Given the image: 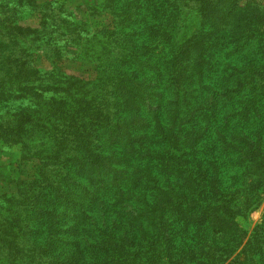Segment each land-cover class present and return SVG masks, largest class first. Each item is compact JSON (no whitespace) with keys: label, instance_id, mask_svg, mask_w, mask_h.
Listing matches in <instances>:
<instances>
[{"label":"trees","instance_id":"trees-1","mask_svg":"<svg viewBox=\"0 0 264 264\" xmlns=\"http://www.w3.org/2000/svg\"><path fill=\"white\" fill-rule=\"evenodd\" d=\"M241 1L111 0L114 29L84 43L56 1H0V142L20 169L0 264H264V215L246 242L241 226L264 194V3ZM76 46L95 76L35 65Z\"/></svg>","mask_w":264,"mask_h":264},{"label":"rangeland","instance_id":"rangeland-1","mask_svg":"<svg viewBox=\"0 0 264 264\" xmlns=\"http://www.w3.org/2000/svg\"><path fill=\"white\" fill-rule=\"evenodd\" d=\"M1 1V0H0ZM12 1V0H9ZM50 1H56L60 7L59 10H67V12L72 14L73 20L77 23V25H81L84 27L80 33H82L83 38H79V36L71 35V39L77 42H85L87 38H91L93 35L96 34L97 30L102 28L104 25H110V29H114V16L112 11H115L114 4L109 3V0H26L29 4H39L43 5ZM130 1V0H129ZM248 0H243L239 3V6H243L245 2ZM250 4L252 5L246 6L247 9L260 8V4L264 3V0H249ZM95 11L92 13V18H88V10L90 7L96 5ZM134 4H130V8L133 7ZM110 10V11H109ZM119 12H122V7L119 8ZM134 10H129L128 17L131 18L134 16ZM64 12V11H63ZM66 12V11H65ZM103 12V14H102ZM242 16V14L240 15ZM236 19V16H235ZM83 21L85 24L83 25ZM27 25L37 26L39 24L38 17H28L26 20ZM78 30H75L76 33ZM74 37V38H73ZM66 38H63L65 40ZM75 48V49H74ZM78 47H73L72 50L64 49V58H60L58 55L56 56L55 60L48 59L46 54L42 50V48H37L35 50L34 62L35 65L42 69L45 72L50 71L53 66L54 62L55 65L61 70L68 74L74 75H81L87 78H91L96 74V68L92 63H81L77 60H72L74 56L77 54ZM120 96H124V92L118 93ZM19 157V151L12 149H7V147L0 142V173L2 175V180H0V194H3L8 191V181L11 179L13 175V168L16 169V172H19V168L17 167V163L15 162L16 159ZM260 202L259 205L253 209L249 215L247 220L241 221V226L243 229L247 230L246 235L243 238L244 242H246L251 233L254 231V228L257 224H259L264 215V194L259 196ZM243 246V245H242ZM241 248V247H240Z\"/></svg>","mask_w":264,"mask_h":264}]
</instances>
